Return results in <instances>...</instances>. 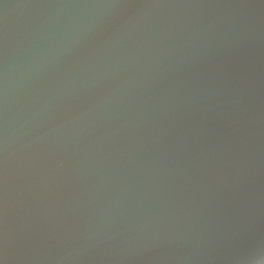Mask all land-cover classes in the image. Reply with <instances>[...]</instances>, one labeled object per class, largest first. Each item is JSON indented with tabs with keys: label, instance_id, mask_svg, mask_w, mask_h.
<instances>
[{
	"label": "water",
	"instance_id": "water-1",
	"mask_svg": "<svg viewBox=\"0 0 264 264\" xmlns=\"http://www.w3.org/2000/svg\"><path fill=\"white\" fill-rule=\"evenodd\" d=\"M0 264H264V0H0Z\"/></svg>",
	"mask_w": 264,
	"mask_h": 264
}]
</instances>
